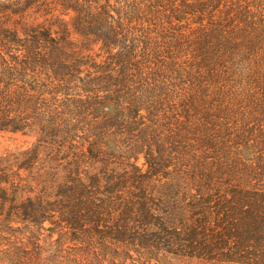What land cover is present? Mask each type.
Wrapping results in <instances>:
<instances>
[{
  "label": "trees",
  "instance_id": "16d2710c",
  "mask_svg": "<svg viewBox=\"0 0 264 264\" xmlns=\"http://www.w3.org/2000/svg\"><path fill=\"white\" fill-rule=\"evenodd\" d=\"M0 133V264H264V0H0Z\"/></svg>",
  "mask_w": 264,
  "mask_h": 264
},
{
  "label": "rangeland",
  "instance_id": "374dc122",
  "mask_svg": "<svg viewBox=\"0 0 264 264\" xmlns=\"http://www.w3.org/2000/svg\"><path fill=\"white\" fill-rule=\"evenodd\" d=\"M39 21H43V18H39ZM33 140L30 138L24 137L21 134L12 135L7 133H0V153L5 152L6 150H14L19 148H26L31 145ZM47 236L45 233L42 236V239ZM57 238V235L54 236V239ZM162 264H197L189 260H183L173 257H168L163 259Z\"/></svg>",
  "mask_w": 264,
  "mask_h": 264
}]
</instances>
